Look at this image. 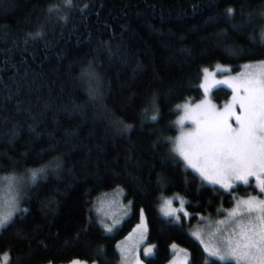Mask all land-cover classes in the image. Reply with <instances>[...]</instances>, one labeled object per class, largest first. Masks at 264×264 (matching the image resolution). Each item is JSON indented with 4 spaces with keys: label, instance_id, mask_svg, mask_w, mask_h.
Here are the masks:
<instances>
[{
    "label": "trees",
    "instance_id": "obj_1",
    "mask_svg": "<svg viewBox=\"0 0 264 264\" xmlns=\"http://www.w3.org/2000/svg\"><path fill=\"white\" fill-rule=\"evenodd\" d=\"M261 8L264 0H0V176L60 165L26 180V211L0 231V259L121 264L118 245L144 209L145 264H167L173 245L190 264H227L191 227L255 190L205 184L172 139L183 105L203 96L205 71L264 61V44L250 39L264 28ZM231 96L219 87L211 97ZM122 193L133 211L108 234L101 199ZM167 197L185 199L190 223L162 216Z\"/></svg>",
    "mask_w": 264,
    "mask_h": 264
},
{
    "label": "snow or ice",
    "instance_id": "obj_2",
    "mask_svg": "<svg viewBox=\"0 0 264 264\" xmlns=\"http://www.w3.org/2000/svg\"><path fill=\"white\" fill-rule=\"evenodd\" d=\"M71 2L64 0L67 5H71ZM55 10L49 9L50 12ZM228 15L232 16L233 10L230 9ZM251 15L250 12V18ZM256 15L264 19V8ZM250 39H258L264 44V28H261L258 36ZM227 51L232 55L237 54L232 49ZM246 67L254 70L242 74L243 78L234 88V91L243 94L234 96L232 104L226 105L222 111H216L212 106L210 111L189 117L196 128L182 135L172 149L174 154L182 157L205 180L225 189L232 188L233 179L247 184L249 177L259 179L264 175V61ZM218 83L230 84L227 80ZM237 105L241 109L240 113L236 112ZM200 107L197 105V108ZM151 119L156 120L157 117ZM233 119L236 127L229 122ZM59 167V163L53 161L49 165L30 169L28 180L35 184L49 168L55 170ZM19 183V178L14 174L0 176V186L7 185L17 196ZM260 191L264 192V184ZM12 209L0 215V231L12 223L17 211H26L18 208L16 196L13 197ZM227 215L235 219V226L224 234L220 246L209 252V256L227 264H264V200H244ZM218 223L226 222L221 220ZM151 253L152 249H147L146 254ZM98 254L103 258V249H99ZM72 264L81 262L73 261Z\"/></svg>",
    "mask_w": 264,
    "mask_h": 264
},
{
    "label": "rangeland",
    "instance_id": "obj_3",
    "mask_svg": "<svg viewBox=\"0 0 264 264\" xmlns=\"http://www.w3.org/2000/svg\"><path fill=\"white\" fill-rule=\"evenodd\" d=\"M258 63L259 62L246 64L238 71H233L231 67L218 64L215 66V69L205 71L201 82V88L203 92L202 98L195 102L185 103L181 110V114L175 121L177 134L172 139L173 148L176 146L175 142L179 141V138L182 135L192 132L196 128V125L192 122V119H190L189 117H196L205 111H210L212 110V106L215 107L216 111H222L226 105L232 104L234 96L242 95V92L234 91V88L238 86L240 80L243 78L242 74L254 70V68H248L246 66H255ZM223 80L229 81L230 84L218 83L219 81ZM219 87L227 88L232 92V96L230 97V99L222 104L215 102L211 97L212 91ZM197 105H200L201 107L197 108ZM240 111L241 109L237 105L236 112L240 113ZM182 120L183 123H181ZM229 122L233 125V127L237 126L235 124L234 119ZM179 158L185 163V166L194 171L205 184L218 187L226 192H232V190L237 188L239 185L251 186V188L253 187V189L255 190L251 191L247 195H238V197H236L234 200V205L230 208L222 209L223 213H220L219 216H207L204 214H200L197 219V222L193 223V226L191 227V234L196 240H198L203 245L205 251L209 255V252L220 246V241L223 238L224 234L235 226V219L228 216L227 213H231L237 207V205H239L244 200H249L252 198H255L257 200H264V192L260 191L262 184H264V175H261L259 179H257L256 177H249V182L247 184L243 183L242 181L233 179L231 181L232 188L225 189L218 184L209 183L195 169L189 167L187 165V162L184 161L182 157ZM16 177L20 180V183L18 185V196L15 191H10L7 185L0 186V215L13 210L12 203L14 196H16L18 200V208L23 209L21 201L24 197L26 187L28 186L26 184V180L28 181V176ZM31 185L32 183L29 182V186ZM236 193H238L237 190ZM115 197L116 198L114 199L113 195H110L105 196L101 199L103 206L101 207L106 212L104 218L105 224L103 225L108 234H113L116 229L120 227L123 222L131 215L133 211L132 204L125 200V195L123 193L121 194V196H118L116 194ZM178 199L179 197H167L163 199L159 208L160 213L162 214V216L170 218L176 223L181 224L185 221L187 223H190L191 213L189 212L186 206L185 199ZM21 212L22 211H17L16 215L20 214ZM144 216V209H140V222L137 225V229H135L133 233L129 234L118 245V249L121 255V264H145V261L142 260L141 255H143L144 257L150 256L151 254H146L147 249L149 248H151L153 252V245H148L146 243L148 230L146 231L145 228L143 229ZM221 220L225 221L226 223L219 224L218 221ZM108 229H111V231H108ZM173 246H175V248H173ZM173 246V256L167 264H190L189 253L186 251V249L182 248L179 245ZM80 262L81 264H88L82 261ZM8 263L9 257L4 255L0 259V264ZM67 264H72V262Z\"/></svg>",
    "mask_w": 264,
    "mask_h": 264
}]
</instances>
